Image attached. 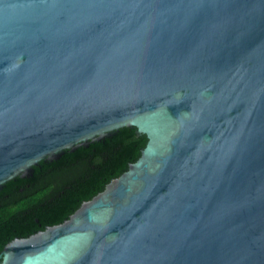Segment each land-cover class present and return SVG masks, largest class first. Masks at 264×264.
<instances>
[{"label": "water", "instance_id": "95a60500", "mask_svg": "<svg viewBox=\"0 0 264 264\" xmlns=\"http://www.w3.org/2000/svg\"><path fill=\"white\" fill-rule=\"evenodd\" d=\"M126 127L137 161L0 264H264V0H0V189Z\"/></svg>", "mask_w": 264, "mask_h": 264}, {"label": "trees", "instance_id": "16d2710c", "mask_svg": "<svg viewBox=\"0 0 264 264\" xmlns=\"http://www.w3.org/2000/svg\"><path fill=\"white\" fill-rule=\"evenodd\" d=\"M137 128H122L103 141L42 161L30 177L19 176L0 189V252L15 238H26L66 220L84 201L137 161L146 146Z\"/></svg>", "mask_w": 264, "mask_h": 264}]
</instances>
